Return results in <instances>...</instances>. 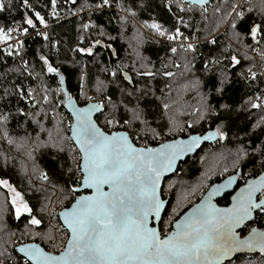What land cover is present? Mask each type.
<instances>
[{
  "label": "snow or ice",
  "instance_id": "obj_1",
  "mask_svg": "<svg viewBox=\"0 0 264 264\" xmlns=\"http://www.w3.org/2000/svg\"><path fill=\"white\" fill-rule=\"evenodd\" d=\"M113 0H100L95 4L97 10L110 8ZM207 0H162V7L169 12L173 8L178 13L190 12L196 6H204ZM247 0H245V3ZM261 14L264 16V0H260ZM143 5H141L142 7ZM13 7V0H0V13L10 11ZM20 8L23 15L20 20L12 19L11 25L0 26V44L7 47L3 59L8 57H19L22 61L20 68L8 69V71H23L33 80L36 76L29 70L28 61L21 55L24 48L23 40L13 36L16 33L19 37L29 35L30 29L36 28V22L42 28L48 24L39 11L34 9L31 0H21ZM52 12L55 13L57 0H51ZM116 7L127 15L120 16L121 24L127 22V16L135 18L136 12L132 7L117 0ZM233 11L228 16H233L229 21L231 27H238L237 20L243 21L244 12L237 10L238 5H231ZM206 12L207 9L204 8ZM215 11L219 12L217 8ZM251 12L252 8L249 7ZM177 14H174L176 24H188ZM144 27L151 30L155 36L165 38L169 42L181 41L178 46L170 47L175 54L178 49L185 53L195 51L192 43H184L189 38L184 36L179 27L166 29L161 23L153 20L151 23L144 22ZM90 25L85 23L83 29L87 31ZM244 31L251 38L253 44H259L264 39V20L261 23L251 22ZM101 29V35H103ZM37 36L45 41L49 40L47 32H36ZM240 39V33H236ZM114 39V38H113ZM12 41V43H9ZM96 40L88 47H78L74 51L88 56L93 55V48L100 45ZM207 43L213 44L214 40ZM15 45V49L13 48ZM106 47L111 48V45ZM52 48H56V42L52 41ZM2 51V50H0ZM226 51V50H225ZM252 51L257 52L256 48ZM116 55L115 52L112 53ZM261 61H264V50L258 51ZM42 62V71L47 74H54L58 80V87L51 89L47 86L41 88L40 94L29 89L24 92L23 85L14 88V94L18 95L19 101L28 104V110L17 107L16 115L25 117L31 122V131L18 124L24 134L13 135L10 128L12 113L0 109V142L13 146L15 151L20 153L27 162L21 171L27 174L28 164L31 165L33 176L39 171V179L44 182H51L48 172L39 170L35 154L39 150H50L51 160L62 170V175L67 179L61 187L63 199L68 201L70 206H65L58 213L52 211L51 219L60 221L59 226L44 234L46 241L52 242V248L57 251L45 252L35 243L23 244L16 251L23 254V264H229L230 258L236 253L253 252L260 253L261 264H264V229L248 227L254 215L264 217V140L255 147L243 144L230 153L232 166L236 175L228 176L227 180L220 184H213L207 191L205 176L198 185L193 186L191 191L180 197L171 208L167 207L165 195L170 189H164L161 177L165 172L170 171L180 157L200 146L201 140H225V123L222 121L214 130L207 131L203 135H189L187 139H174L159 143L157 147L148 146L149 139L160 141L163 139L156 128L150 127L148 122L142 118L139 111L131 110V119H124L120 122L111 109L115 105H105L102 97L94 101L93 97L84 91V76L79 77L80 97L86 98L89 102L84 107H78L77 101L65 89V76L59 68L54 67L49 58L39 55ZM229 67L235 68L240 62L236 56H231ZM191 62L185 65V71L189 70ZM221 60L212 57L211 64L218 65ZM125 67H127L125 65ZM179 67V65H176ZM209 61H204L205 73L209 70ZM107 71V69H105ZM117 71L123 75V79L132 83L127 72H123L120 66L111 70L110 74L115 77ZM249 80H257V73L248 68ZM139 76H153L151 71H136ZM164 76H173L172 72L164 71ZM242 76L243 73H237ZM228 76L222 71L219 74V86L215 92L221 94ZM200 81L194 82V87H199ZM101 81H98L97 92L100 91ZM131 94V93H129ZM8 90L5 89V99ZM63 99H53V97ZM204 103L200 108L193 109L192 115L196 116V124L204 120L206 116L216 114L208 103L207 97H203ZM246 103L251 108L264 111V92L256 97H248ZM67 109L70 116L60 115L57 109ZM105 107L110 110L105 112ZM169 104L164 103L163 108L169 109ZM221 110L230 111L228 105L221 104ZM35 110V111H33ZM94 113H102L103 123L94 118ZM43 114V118L41 115ZM223 114V113H222ZM49 115L52 119L49 121ZM46 121L51 127L46 126ZM67 121V122H66ZM139 122L138 124L136 122ZM264 125V116L253 125V129ZM193 122L187 124L188 129H193ZM120 128L123 130H114ZM182 126L174 117L169 118L168 130L165 136L184 131ZM143 141V143H140ZM139 143V146L137 144ZM66 155V161L62 157ZM250 156H259L253 164L252 174L255 175L257 165L259 174L254 179H248L244 186L231 197L227 207H218L213 203V197L219 195L226 188H229L237 176L242 173L240 165ZM0 158L7 164L13 158L4 152H0ZM69 162L71 165L69 166ZM66 169V171H64ZM54 171V169H53ZM224 172L228 169L225 167ZM0 188L6 189V203L17 219L28 216L26 228L30 225L38 227L42 221L32 215L33 209L25 201L22 194L12 187L7 180H0ZM201 190V197L198 203H193L183 215L178 214V209L189 197H195L197 190ZM82 190H89V194H80ZM4 209L0 208V212ZM167 213V218H165ZM179 215V218L177 216ZM156 226H153V225ZM245 228L247 234L242 235ZM27 234V233H25ZM39 233L33 232V237ZM4 255L0 252V256ZM2 264V262H0ZM251 264V261L247 262Z\"/></svg>",
  "mask_w": 264,
  "mask_h": 264
},
{
  "label": "trees",
  "instance_id": "obj_2",
  "mask_svg": "<svg viewBox=\"0 0 264 264\" xmlns=\"http://www.w3.org/2000/svg\"><path fill=\"white\" fill-rule=\"evenodd\" d=\"M99 2L100 0H57L54 17L50 19L51 25L46 31L49 40L45 41L34 32L38 22H36V28L30 29L31 33L21 39L24 43L21 55L28 61L29 70L36 76L35 80L22 70L8 71V69L20 68L22 61L19 57H8L5 61L3 57L8 49L0 48L2 50L0 51V97L5 96V89L8 90L7 98L0 99V109L12 113L10 128L13 130V135L24 134L23 129L18 128V124L23 125L28 131L34 127L25 117L16 115L17 107L27 111L28 104L19 101L18 95L14 94V88L17 85H23L25 93L31 89L40 94L44 86L51 89L58 87L55 75L42 71L39 55H45L49 58V62L59 68L61 74L65 76V89L79 104L88 101L80 97L79 77L83 75L84 85L88 91H91L89 93L107 97L108 99L103 100L106 106L109 103L116 106L111 111L116 114L121 123L124 119H131L132 113L128 111L129 109L139 111L150 127L156 128L163 137L160 141L149 139L148 145H156L178 136L215 129L222 121L225 123V140L204 144L194 155L180 162L177 171L164 180L162 184L164 189L170 180L197 178L201 174L199 157L206 149L219 151L223 157L229 156L231 159L230 153L241 144L244 147L249 145L255 147L261 140H264V125L253 129V125L259 121L261 116H264V111L251 108L250 104L246 103L248 97H256L264 92V61H261L260 56L257 55L258 51L264 50V39L260 40L259 44H253L244 31V28L251 22L261 23L264 20L260 0H247L246 6L242 2L238 4L239 0H211L202 7L196 6L190 12L178 14L175 8L171 12L164 9L162 0H119L125 7H132V10L136 12L135 18L132 17L135 21L127 17V22L123 25L120 22V16L127 14L118 10L117 0H113L110 8L97 10L94 6ZM31 3L45 19L48 18V13L52 12L51 0H31ZM233 3L244 12V19L243 21L237 20L236 29H233L229 23L233 16H228V13L233 11L231 7ZM20 4L21 0H13L12 9L0 13V26L11 25L13 18L21 19L23 9L19 7ZM249 7L252 8L251 12L248 11ZM204 8L207 9L206 12ZM217 8L220 9L219 12L215 11ZM174 14L182 18L188 27L176 24ZM153 20L161 23L166 29L173 28V26L179 27L184 36L189 38L184 43H192L195 51L185 53L178 49L177 53L173 54L169 50L170 47L178 46L181 41L173 43L161 39L143 26L145 21L151 23ZM85 23L94 25V27L85 31L83 29ZM224 24L226 25L221 30L223 32L217 33ZM101 29H103V35H101ZM150 32L153 34L150 35ZM237 32L240 33V39H237ZM136 35L140 37L139 41L136 39L133 42L132 38ZM96 40H99L101 44L93 48L92 56L74 51L78 47H88ZM208 40H214L215 43L209 44ZM52 41L56 42L55 49L52 48ZM109 44L111 48L106 47ZM252 48H256L257 52L252 51ZM113 52L116 55H113ZM233 55L240 62L234 69L229 67L230 58ZM212 57L221 60V63L211 64ZM205 60H208L210 65L207 73L204 71ZM189 62H191L189 70L185 71V65ZM117 65L123 72L129 73L131 84L123 79L120 71H117L115 77L110 74L111 70L117 68ZM250 67L257 73L259 77L257 80L248 79L247 69ZM137 70L151 71L154 75L138 77ZM164 71L172 72L173 76H164ZM222 71L228 76V81L222 93L217 94L215 87L219 86V74ZM237 73H243V75L238 76ZM197 80L200 81L198 88L193 86ZM98 81L102 82L99 92L96 91ZM203 97H207L208 103L216 110L220 119L208 115L196 124L197 117L191 113L193 109L201 107L204 103ZM53 99H63V97H53ZM164 103L169 104L168 110L163 108ZM221 104L228 105L230 111L221 110ZM57 111L62 116H70L63 107ZM107 111L109 109L105 107V112ZM172 114H176L178 125L185 130L165 136L164 133L168 130L169 118ZM102 115L100 113L96 116L101 124ZM51 119L49 115V121ZM49 121L45 122L47 127L52 126ZM189 122H193V129L187 128ZM0 152L13 158L7 164L0 158V180H7L19 190L33 209L32 215L42 221L38 227L29 225L26 228L29 217L25 215L17 219L11 205L6 203V190L0 188V208L4 209L0 212V252L4 253L0 256V262L2 264H23V258L15 252L14 248L24 241H36L46 250L57 252L45 244L46 240L43 237L50 229L54 235L53 226L58 227L60 224L58 218L51 219V212L58 213L61 208L69 205L68 201L63 199L60 190L67 177L62 175V170L58 165L53 164L50 150H39L35 157L39 170L48 172L51 182L41 181L39 171L33 176L30 164H28L27 174L22 172L21 169L27 162L13 146L0 142ZM62 158L68 160L66 155ZM256 160H259V156H250L242 162L241 171L248 175H239L238 183H243L246 178L254 176L252 168ZM230 161L232 163V160ZM69 166L74 165L69 162ZM234 173H236L235 169L229 174ZM258 173L259 166L257 165L255 175ZM229 174L219 172L211 175L203 191L211 183ZM176 195L174 187L170 184V191L165 195L168 209L176 204L178 199ZM200 196L201 190L196 193L195 197H189L185 205L178 209V214L180 215ZM220 202L227 203L228 195H225ZM166 217L167 213H165ZM254 226L264 229V217L258 218L254 215L248 227ZM246 231L247 228L243 233ZM33 232L39 235L33 237ZM249 261L251 264H261L260 254L240 255L229 261V264H247Z\"/></svg>",
  "mask_w": 264,
  "mask_h": 264
},
{
  "label": "rangeland",
  "instance_id": "obj_3",
  "mask_svg": "<svg viewBox=\"0 0 264 264\" xmlns=\"http://www.w3.org/2000/svg\"><path fill=\"white\" fill-rule=\"evenodd\" d=\"M50 13V12H49ZM48 13V18H46V22L48 24V27L45 29V28H42L39 23L37 24V31H41V32H45L47 31L49 28H50V25H51V22H50V19H52L54 17V14L53 15H49ZM129 19H131L132 21H135L131 16H127ZM226 24H224L222 27H220V29L217 31V33H222L223 31V28L225 27ZM31 33V32H29ZM153 33L150 32V35H152ZM14 37H19V36H16V33L13 34ZM20 39H22L23 37H19ZM140 37L138 35L135 36V38L133 37L132 38V41L135 42L136 39L137 41H139ZM160 38V37H159ZM9 43H12V41H9ZM13 47H15V45H13ZM2 49H7L6 45L3 44V46L1 47ZM264 77V76H263ZM85 86V85H84ZM86 90V91H85ZM84 91L87 95H90L93 97V100L94 101H99L101 100L102 97H99L98 95H93L92 93H89L91 92L90 90L88 91L87 90V87H84ZM88 102V101H87ZM107 109H109L107 107ZM110 110V109H109ZM171 117H174L177 121V116L176 114H172ZM103 119H104V116L102 115L101 117V122L103 123ZM137 124L139 123L138 121L136 122ZM179 126V125H178ZM118 129V128H117ZM169 135H172V134H169ZM213 150V149H212ZM210 149H206L199 157V161H200V164H201V174L197 177V178H194V179H191V180H183V179H173L170 180V182H168L165 186V189H170V184L174 187L175 189V192H176V196L177 198L179 199L180 197H182L186 192L188 191H191L192 187L193 186H196L199 184V182L204 179L205 176H211L213 174H216V173H231L234 168L232 166V163L230 160H232V157L231 159L228 157H223L222 154L220 153L219 154V151H212ZM230 159V160H229ZM227 167L228 171L227 172H224L223 169ZM206 182L207 180H205V185H206ZM10 184V183H9ZM13 188H15L14 186H12ZM16 189V188H15ZM207 189V188H206ZM205 189V190H206ZM6 190V189H5ZM17 190V189H16ZM19 191V190H17ZM199 189L197 190L196 193H199ZM7 192V190H6ZM20 192V191H19ZM169 192V191H168ZM167 192V193H168ZM21 193V192H20ZM166 193V194H167ZM200 198V197H199ZM177 199V200H178ZM176 200V201H177ZM187 202L184 201V203L182 204L185 205V203ZM174 206V205H173ZM171 206L169 208V210H171V208L173 207ZM181 206V207H182ZM180 207V208H181ZM62 209V208H61ZM167 218V217H166ZM26 242V241H24ZM46 245H48L50 248H52V242L51 241H45ZM53 249V248H52ZM51 252H55V251H51ZM242 264V263H241Z\"/></svg>",
  "mask_w": 264,
  "mask_h": 264
},
{
  "label": "water",
  "instance_id": "obj_4",
  "mask_svg": "<svg viewBox=\"0 0 264 264\" xmlns=\"http://www.w3.org/2000/svg\"><path fill=\"white\" fill-rule=\"evenodd\" d=\"M210 1H211V0H207L206 4H208ZM206 4H205V5H206ZM100 44H101V43H100ZM128 75H129V73H128ZM129 77H130V75H129ZM127 82H128V81H127ZM73 98H74V97H73ZM74 100H76V99L74 98ZM76 101H77V100H76ZM88 102H89V101H88ZM88 102H86V103H84V104H79V103L77 102V106H78V107H84V106H86V104H87ZM65 110L68 112L67 109H65ZM68 113H69V112H68ZM98 114H100V113H94V114H93V116H94L95 119H96V116H97ZM69 115H70V113H69ZM210 130H214V129H208V130H206V131H204V132H200V133H191V134H188V135H186V136H178V137H175V138H173V139L166 140V141H171V140H174V139H182V140H183V139H187V137H188L189 135H203L204 133H206L207 131H210ZM218 140H219V139H216V140H201V142H200V146H199L198 148L194 149L192 152H188V153L183 154V155L180 157V159H178V160L176 161V164L173 166V168H172L170 171L165 172V174L161 177V183L163 184V182H164V180H165L166 178L170 177L171 175H173V174L177 171V167H178V164H179L180 162H182L183 160H185L187 157L194 155V154H195V153H196V152H197V151H198V150H199L204 144L215 143V142H217ZM163 142H165V141H163ZM160 143H162V142H160ZM158 144H159V143H158ZM158 144H156V145H148V146H151V147H157ZM137 146H139V145H137ZM258 174H259V173H258ZM258 174H256V175H258ZM230 175H236V173H235V174H229V175L223 177L222 179H220L219 181H216V182H214V183H211V184L207 187V189L210 188L211 185H213V184H220V183H223L225 180H227L228 176H230ZM254 178H255V175H254V176H251V177H248L243 183H238V176H237L236 180L233 181L232 185H231L229 188H226V189H225L223 192H221L219 195L213 197V203H215L218 207H227L228 204L231 202V197H232L233 195H235L236 192L239 191V189L242 188V187L244 186V184L246 183V181H247L248 179H254ZM207 189H206L205 191H207ZM80 194L87 195V194H89V190H82ZM225 195H228V202H227V203H222V202H220V201L224 198ZM200 197H201V196H200ZM165 200H166V202H167V199H165ZM199 200H200V198H199L196 202H194V203H198ZM68 206H70V204H69ZM191 206H192V204H191L188 208H190ZM188 208H187L186 210H184L180 215H183V213H184L185 211H187ZM61 210H62V209H60L59 211H61ZM59 211H58V212H59ZM177 218H179V216H178ZM253 218H254V217H253ZM59 222H60V221H59ZM246 223H249V222H246ZM153 226H156V225L154 224ZM254 227H255V226H254ZM246 234H247V231H246L245 233H242V235H246ZM31 243H35V244L38 245L40 248H42L45 252H49L48 250H46V249L44 248V246H42L39 242H36V241H26V242H22V243L16 245L15 248H14V249H15V252H16L20 257L23 258V254L20 253V252H17L16 249L19 248V247H21L23 244H31ZM53 254H57V252H53ZM252 254H260V253L257 252V251H253V252H243V253H236V254L233 255L232 258H230V261H231L232 259H234L235 257L240 256V255H252Z\"/></svg>",
  "mask_w": 264,
  "mask_h": 264
},
{
  "label": "built area",
  "instance_id": "obj_5",
  "mask_svg": "<svg viewBox=\"0 0 264 264\" xmlns=\"http://www.w3.org/2000/svg\"><path fill=\"white\" fill-rule=\"evenodd\" d=\"M241 2L243 3L244 6L247 5V2L245 3V0H240L239 3H241ZM239 3H238V4H239ZM237 9H238L239 11H242V9H241L239 6H238ZM34 32H37V30H35ZM29 34H30V33H29ZM16 38L20 39L19 37H16ZM160 38H162V37H160ZM2 46H3V44H0V48H1Z\"/></svg>",
  "mask_w": 264,
  "mask_h": 264
},
{
  "label": "bare ground",
  "instance_id": "obj_6",
  "mask_svg": "<svg viewBox=\"0 0 264 264\" xmlns=\"http://www.w3.org/2000/svg\"><path fill=\"white\" fill-rule=\"evenodd\" d=\"M239 1H240V0H239ZM238 3H239V2H238ZM161 39H165V38H161ZM114 130H121V129H117V128H116V129H114ZM234 174H235V173H234ZM246 179H247V178H246ZM246 179H245V180H246ZM195 202H196V201H195Z\"/></svg>",
  "mask_w": 264,
  "mask_h": 264
}]
</instances>
